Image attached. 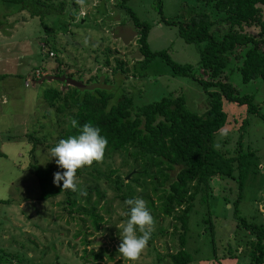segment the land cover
Masks as SVG:
<instances>
[{
    "label": "rangeland",
    "instance_id": "1",
    "mask_svg": "<svg viewBox=\"0 0 264 264\" xmlns=\"http://www.w3.org/2000/svg\"><path fill=\"white\" fill-rule=\"evenodd\" d=\"M53 1L58 4V0ZM105 1L99 0L100 3ZM65 2L67 8L62 14L44 5L41 8L44 17L40 19L29 14L26 8L22 12L20 2L0 0V37L15 42L10 43L7 63L0 62V199H3L0 200V264H130L118 253L120 225L128 219L125 215L128 206L124 204L127 199L120 197L121 192L144 199L155 219L151 239L136 264H171L168 254L179 247V233L183 228L179 219L165 215L160 209L161 192L154 191L153 186L155 183L157 187L168 186L177 168L168 171L170 178L161 186L159 180L151 181L149 175L133 179L141 164L123 151H108L103 162H94L91 167L77 171L79 188L91 194L87 202L86 196L76 193L80 210L72 207L69 211L65 193L39 198L40 190L31 163L58 167L55 158L50 159V143L66 129L76 107L70 102L62 106L64 108L57 107V102H47L42 96L41 84L32 81L35 69L89 83L99 77L96 74L105 72L108 81L107 86H103L112 93L110 102L122 92L130 94L139 105L163 95L182 94L191 109L196 112L204 109L205 94L199 82L191 76L174 73L162 56L155 55L148 62L144 75L137 72L134 66L137 67L142 58L138 52V35L119 0H109L106 8L101 4L102 11L83 17L85 24L80 23L79 11L81 8L91 11V1L84 0L83 6L75 4L74 0ZM126 4L141 22L148 24L147 40L152 50L165 49L173 60L195 66L200 57V44L184 39L178 31V21H188L205 7L214 21V31L220 34L228 26L200 0H126ZM71 10L76 12V17L72 18ZM23 17L28 20L23 21ZM116 19L128 23L131 30L121 28ZM256 22L264 25V20ZM262 25L245 26L244 31L260 36L257 32ZM89 31L98 32L93 42L89 40ZM77 37L80 45L76 44ZM43 39L54 51L52 56L41 50L39 41ZM4 48L0 45L1 56L7 52ZM119 61H122L121 67ZM227 71L230 81L240 92L254 93L261 114L249 111L245 104L224 99L229 119L216 135L214 144L229 155L234 154L239 145L256 149L260 170L253 174L251 167H247L237 212L248 219L254 216L256 221L264 222V78L243 82L235 62L228 65ZM196 73L202 75L198 69ZM25 80L29 84L25 85ZM53 80H45L42 88L51 84L59 87L60 81ZM242 120H247L243 127ZM149 170L154 172L152 167ZM109 174L111 179L116 174L124 179L120 191L113 188ZM238 193L237 179L213 176L204 202L201 192L196 194L185 236V248L192 257L187 264H264L253 261L251 245L246 242L248 231L237 227L234 200ZM149 198L153 199V206ZM92 205L103 216L98 227L82 210ZM180 211L181 207L175 208V213ZM210 221L212 226H209ZM10 251L18 252L22 260Z\"/></svg>",
    "mask_w": 264,
    "mask_h": 264
},
{
    "label": "trees",
    "instance_id": "2",
    "mask_svg": "<svg viewBox=\"0 0 264 264\" xmlns=\"http://www.w3.org/2000/svg\"><path fill=\"white\" fill-rule=\"evenodd\" d=\"M12 1L20 2L21 9H28L31 15H38L40 19L44 17L41 9L44 5L52 6L60 12L65 8L64 0H58L57 5L53 0ZM125 1L119 0V5L124 8L135 25L139 43L138 52L142 56L139 65L134 66L137 72L144 75L146 72L144 68L148 62L155 55L162 56L171 65L174 73L191 76L199 82L205 94L204 109H200L201 112L191 109L182 94L163 95L159 99L139 105L134 103L130 94L122 92L113 102H110L112 93L108 88H95L93 91H87L73 85L70 87V84L61 83L59 79L53 80L60 81L59 87L51 84L43 88L45 100L51 104L57 102V107L60 108H64L62 106L70 102L76 107L70 118L76 119L79 126L91 123L101 129V135L108 140L105 153L114 150L123 151L139 162L141 169L134 172L133 179L149 175L151 181L159 180L162 186L170 178L168 171L177 168L174 178L169 179L168 186L157 187L156 183L153 186L154 191L161 192L160 195L158 194L160 209L165 215L179 219L183 228L179 233V247L168 254L171 264H187L192 259L190 252L185 248L189 211L198 192H201L203 201L206 192L210 190V179L213 176H227L238 180L239 193L234 200L237 227H244L248 231L246 242L251 245L250 255L253 261L263 263L264 222L256 221L254 216L248 219L237 212V203L245 183L247 167H251L253 174L260 170L259 154L249 145L246 147L239 145L236 152L229 155L215 145L214 141L229 119L223 105L224 99L237 104H245L249 111L261 114L254 101V93L240 92L238 87L230 81L227 68L231 62H235L243 82L257 77L264 78V45H262L264 44V25L256 22L257 19L264 20V0H200L215 15L221 16V19L228 25L220 34L212 29L214 21L205 7L195 12L188 21H178V31L184 39L200 44V57L196 65L202 74L200 76L197 75L194 64L173 60L165 49L152 50L147 40L148 24L141 22L130 6L125 5ZM70 14L72 18L76 16V12L72 10ZM253 24L262 25L261 33L257 32L260 36L244 31L245 26ZM239 46L243 47L238 51ZM119 62L121 67L122 61ZM42 75L37 78L32 75V79L41 84V88L42 83L47 80L37 81ZM58 103H61L59 104L61 106ZM245 123L247 120H242L241 126L243 127ZM78 131L79 129L73 128L68 121L66 129L50 143V146L54 147L60 139L76 135ZM150 167L154 168L153 173L149 170ZM236 170L237 173H235ZM31 171L38 182L40 199H48L65 193V203L69 206V211L72 207L80 210L77 204V194L62 191V181L60 186L53 183L54 173L63 172V169L51 164L42 165L33 162ZM109 177L113 188L120 191L124 179L119 174H116L114 179H111V174ZM96 193L101 197V191L97 187ZM119 195L124 199L133 198L122 192ZM90 197L91 194L88 192L87 202ZM153 203V199L149 198V204L153 206ZM176 207H181V211L175 213ZM82 210L91 216L93 225L98 227L103 216L95 211V205H92L90 209L85 207ZM127 211L128 208H126ZM209 226H212L211 221ZM10 254L22 260L18 252L10 251ZM108 255L112 257L111 252ZM1 256L0 252V263Z\"/></svg>",
    "mask_w": 264,
    "mask_h": 264
},
{
    "label": "clouds",
    "instance_id": "3",
    "mask_svg": "<svg viewBox=\"0 0 264 264\" xmlns=\"http://www.w3.org/2000/svg\"><path fill=\"white\" fill-rule=\"evenodd\" d=\"M82 5L84 0H77ZM73 128H78V134L60 139L49 150L50 159L55 158V163L64 171L54 173L53 183L60 186L62 191H71L80 196H86L87 192L79 188L77 171L84 167H91L93 163L103 162L108 140L101 135V129L91 123L79 126L76 119L70 118ZM128 206L125 215L128 219L120 225L121 243L118 253L130 264H136L148 246L152 232L155 229V219L150 213L144 199L136 197L124 201Z\"/></svg>",
    "mask_w": 264,
    "mask_h": 264
},
{
    "label": "crops",
    "instance_id": "4",
    "mask_svg": "<svg viewBox=\"0 0 264 264\" xmlns=\"http://www.w3.org/2000/svg\"><path fill=\"white\" fill-rule=\"evenodd\" d=\"M64 1H66V0H64ZM89 1H91V3H92V10L91 11H89V9H87V10H85V9H83V10H85L86 11V13H85V15H79V18H80V23H82V24H85V18H83L84 16H87V15H89V13H92V14H97L98 12H100V11H102L101 10V4H103L104 5V8H106V6H108V3H109V0H107V1H105V0H102V1H105L104 3H100L99 2V0H89ZM66 3V2H65ZM74 3L75 4H78L77 3V0H74ZM67 8V6H65V8L61 11V14L64 12V10ZM80 10H82V8L80 9ZM21 11L22 12H25L26 10L25 9H21ZM29 13V12H28ZM67 13V12H66ZM65 13V14H66ZM104 13H105V9H104ZM111 13V12H110ZM30 14V13H29ZM79 14H80V11H79ZM38 16V15H37ZM76 17V16H75ZM77 17H78V15H77ZM108 19H110L111 20V18L109 17ZM23 21H25V20H28L26 17H23V19H22ZM99 20V18L97 19V21ZM116 21V24H118V25H120L121 26V28H128V29H130L131 27H129L127 24H126V22L125 21H120L119 22V19H116L115 20ZM128 21V20H127ZM83 26V25H82ZM134 27V26H133ZM89 30V29H88ZM131 30V29H130ZM90 32V31H89ZM95 33H98V32H90V35H91V37H90V42H93L94 41V39H96V34ZM1 35H3V34H1ZM11 36H12V33H11ZM5 37V36H4ZM3 37V38H4ZM3 38H1L0 37V45L2 46V47H6V48H4V50L3 51H5V49H7V52H3V56H1L0 55V62H4L5 61V63H7L6 62V60L7 59H9L10 57L9 56H7L9 53H10V43H15L14 42V40H2ZM12 38H13V36H12ZM119 38H120V36H119ZM51 40V39H50ZM52 41V40H51ZM75 41H76V44H78V45H80L81 43H80V40H79V38L77 37L76 39H75ZM81 41H83V37L81 38ZM84 41H86V39H84ZM40 42V41H39ZM9 44V45H8ZM8 47V48H7ZM50 47V46H49ZM19 62V61H18ZM36 68V67H35ZM35 71V70H34ZM44 73H46V72H44ZM43 73V71H42V73L41 74H44ZM34 75V74H33ZM96 75H98V76H100V75H104V81H105V83L108 81L107 80V78H106V74H105V72L104 73H101V74H96ZM68 76V75H67ZM36 78V77H35ZM99 80V77H97L95 80H93V81H98ZM26 81L27 80H25V85H27V84H29V82L26 84ZM32 81H34V79H32ZM37 81H39V79L37 80ZM61 81V80H60ZM48 82H49V80H48ZM87 83H89V82H87ZM94 88H98V87H94ZM41 89V93H42V96H43V92H42V90H43V88H40ZM39 95H40V93H39Z\"/></svg>",
    "mask_w": 264,
    "mask_h": 264
},
{
    "label": "water",
    "instance_id": "5",
    "mask_svg": "<svg viewBox=\"0 0 264 264\" xmlns=\"http://www.w3.org/2000/svg\"><path fill=\"white\" fill-rule=\"evenodd\" d=\"M44 79H47V80H50V79H59L63 83L72 84V85H74V86H76V87H78L79 89H82V90L83 89H93L94 87L106 88L103 85H106L107 86V83H105V81H104V75H100L98 81H93L91 83H87V82L80 81L79 79H75V78L70 77V76H67L65 74L55 75L53 73H48V74L46 73V74H43L39 78V81H42ZM128 175H126L125 178H127Z\"/></svg>",
    "mask_w": 264,
    "mask_h": 264
},
{
    "label": "built area",
    "instance_id": "6",
    "mask_svg": "<svg viewBox=\"0 0 264 264\" xmlns=\"http://www.w3.org/2000/svg\"><path fill=\"white\" fill-rule=\"evenodd\" d=\"M85 13H86L85 10H83V9L80 10V15L83 16V15H85ZM39 44H40L41 50L47 51L48 55L52 56L54 54V51L49 48V45H48V43H47V41L45 39L41 40L39 42ZM41 73L42 72L39 69H35L33 77L37 78V77H39L41 75ZM26 83H27V81H26Z\"/></svg>",
    "mask_w": 264,
    "mask_h": 264
}]
</instances>
